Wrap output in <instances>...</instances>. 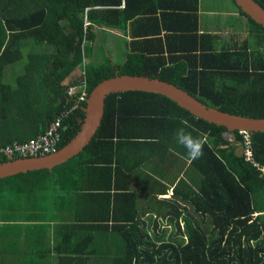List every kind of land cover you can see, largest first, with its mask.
<instances>
[{
  "label": "trees",
  "instance_id": "trees-1",
  "mask_svg": "<svg viewBox=\"0 0 264 264\" xmlns=\"http://www.w3.org/2000/svg\"><path fill=\"white\" fill-rule=\"evenodd\" d=\"M255 1L264 8V0ZM193 2L192 10L187 6L182 10L188 11L184 16L190 18L187 22L192 21L191 33H196L198 0ZM59 10L60 0H0V148L28 143L60 121L57 150L61 149L78 133L84 119L82 109L94 85L115 73L158 78L184 89L210 108L264 119V28L240 9L239 14L249 23L252 47L244 38L243 42L236 41L242 46L230 48L225 44L217 52L201 47L199 71L188 70L183 61L166 67L159 58L143 54L129 56L120 65L108 60L97 66L85 65L81 20L77 15L60 14ZM90 19L97 23L96 18ZM62 21L68 24L60 27ZM100 25L112 26V22L101 21ZM87 35L92 38L91 31ZM200 37V45L209 41L208 35ZM79 67H84V74L77 81L74 72ZM6 69L12 72L15 84L5 80ZM26 76H51L53 94L45 87L40 94L34 93L35 84L24 83ZM67 78L69 84H63ZM70 87L77 91L70 93ZM34 105L38 107L34 109ZM180 127H186L193 136H205L207 143L204 155L190 161L177 180L175 176L181 172L178 161L188 160L186 151L175 140V131ZM31 131L35 135L29 137ZM224 135H231L237 145L230 144ZM250 136L253 158L264 168V134ZM243 147L238 132L228 133L197 119L164 96L141 91L109 94L100 126L80 154L51 171L0 179V264H264V175L244 160ZM166 151L173 157L170 170L177 175L169 182L175 185L171 199L157 202L159 207L153 209L157 216L147 227L139 222L135 195H122L117 190L120 176L130 178L123 167L127 160L122 157L130 152L153 157ZM5 161L9 159L0 154V162ZM88 173L93 179L96 175L103 177L96 180L103 193L110 191L109 178L113 177L115 191L126 202L111 211L106 204L105 213L97 219L106 224L97 223L92 228L97 236L93 232V236L74 240L75 254L71 255L72 250H63L62 254L58 247L50 249L40 238L30 237L36 229L32 227L27 228L23 247L17 246L24 223L13 212L22 208L24 201L31 199L33 203L34 197L48 190L52 198L61 189L69 192L71 203L91 196ZM98 198L108 200L109 196ZM103 232L106 236H99Z\"/></svg>",
  "mask_w": 264,
  "mask_h": 264
},
{
  "label": "crops",
  "instance_id": "crops-1",
  "mask_svg": "<svg viewBox=\"0 0 264 264\" xmlns=\"http://www.w3.org/2000/svg\"><path fill=\"white\" fill-rule=\"evenodd\" d=\"M193 1L60 0L61 10L59 12L65 15H77L81 20L82 31H84L81 56L82 63L85 65L97 66L106 60L110 61L111 64L120 65L126 62L129 56L143 54L146 57L159 58L166 67L176 66L180 61H183L188 70L199 71L201 70V47L205 50L208 47L211 48L210 52L212 50L217 52L216 50L225 44H230V48L242 46V44H237L236 41L240 39L243 42V38L247 40V46L252 47L250 44H253L254 39H249V25L243 24L244 17L239 14V8L237 9V7V12L228 11V15L229 17L231 15V18L237 17L244 28L241 26L240 28L233 27V29H230L226 25L227 18H222L219 21V26H217V21L216 29L210 30L207 24L204 28L201 27L203 18L202 0H198L197 32L191 33L192 21L187 22V19L190 18H187L188 15H184L188 11L182 9L187 6L192 10ZM191 14L193 15V12H189V15ZM165 15L172 16L166 17ZM91 17L96 18V24L92 22ZM101 21L108 24L112 22V26L100 25ZM67 24L66 21H62L59 26L64 27ZM88 31H91L92 38L86 37ZM195 34L196 37H194ZM201 35L209 36V41L202 45H200ZM194 56L197 59L196 63ZM76 70L74 72L75 77H77L78 71L84 70V67L81 69L79 67ZM4 77L5 79L8 78L6 73ZM69 78L65 79L63 84L67 83ZM48 105L50 104L48 103ZM52 105L55 106L56 104L53 102ZM34 109L36 108L34 107ZM36 122L40 123L41 121L37 119ZM34 133V131H31L29 137L35 135ZM228 139L230 142L233 140L232 138ZM13 142L16 141L13 140ZM150 156L146 157L139 153L133 155V152H130L129 156L122 157L127 160V162H124L126 164L123 163L126 166L123 167L130 178L120 176L117 180L118 192H121L122 195H135L134 201L139 222L146 224L147 227L157 216V213L154 214L153 211L154 208L159 207L157 202L171 199L175 184H170L169 178L177 175L170 170V166L173 167L174 161L167 151L166 154L160 156ZM181 161H178L177 168H180L181 172L179 176H175L177 180L184 175L185 169L190 164V161L185 158ZM86 179L92 181L90 188L87 185L89 190H92L91 196L78 198L73 203H71L73 199L69 192H65L63 189L53 198L50 190H48L46 194L34 197L33 203H31V199H29L30 201H24L22 208H18L13 212L24 223L18 232V234H21L19 239L21 242L17 246L23 247L28 235L27 228L36 227L31 232L30 237L40 238L50 249L58 247L62 254L63 250H72L71 255H74V240V242H78L81 239L90 237L91 234L93 236L95 232L92 228L97 223L106 224L103 220L97 221L98 215L105 213L106 204H108V209L111 211L115 206L120 208L124 206L123 203H126L124 198L118 196V192L115 191L113 177L109 178L110 191L108 193L101 192V189H99L101 187H98L99 182H96V180H103L102 176L96 175L93 179L88 173ZM104 180L106 181V178ZM164 189L167 190L166 194H163ZM84 190L87 189L84 188ZM53 191L52 189V193ZM106 194L109 196L108 200L98 198L99 195ZM117 218L121 219L120 217ZM110 224L109 221L107 223L108 228L111 227ZM105 232L108 234V231ZM95 234L97 236V233ZM117 235L119 233H114L113 236ZM99 236L106 235L103 232ZM9 241H11V238H9ZM55 243L57 244L53 247ZM98 244L103 246L102 243Z\"/></svg>",
  "mask_w": 264,
  "mask_h": 264
},
{
  "label": "water",
  "instance_id": "water-1",
  "mask_svg": "<svg viewBox=\"0 0 264 264\" xmlns=\"http://www.w3.org/2000/svg\"><path fill=\"white\" fill-rule=\"evenodd\" d=\"M233 2L243 15L264 28V8L255 0H233ZM127 91L149 92L164 96L193 117L224 128L228 133L264 134V119L237 116L209 108L182 88L158 78L115 73L112 77L103 79L94 85L87 97L86 106L82 109L84 119L80 129L65 146L45 156L0 162V179L31 171H51L77 156L91 142L100 126L106 96ZM225 138L228 139L227 136Z\"/></svg>",
  "mask_w": 264,
  "mask_h": 264
},
{
  "label": "rangeland",
  "instance_id": "rangeland-1",
  "mask_svg": "<svg viewBox=\"0 0 264 264\" xmlns=\"http://www.w3.org/2000/svg\"><path fill=\"white\" fill-rule=\"evenodd\" d=\"M236 7L237 6L233 3V0H202V11H203V14H202L203 16L202 17L203 18L201 20L202 21L201 27L204 28L206 26V24H207L208 29L214 30V29H216V22L217 21H218L217 26H219V21L222 18H227L226 19V25L229 26L230 29H233V27L240 28L242 26V23H240L238 21L237 17L231 18V15H230V17L228 15V11L229 12H232V11L233 12H237ZM242 22H243V24L246 23L247 25H249V23H248V21H247V19L245 17L242 20ZM250 45H252V44H250ZM26 58H27V56H24V59L23 60H25ZM5 73H6L7 77H8L5 80L14 83L15 78H12V72L9 73V71L6 69ZM83 74H84V71L83 70H82V74H81V70L78 71L77 72V77H75V79L77 81H80L81 76ZM69 80L70 79L67 80V83L66 84H69ZM24 83H30L31 86L35 84L32 87L34 93L40 94V91H43L44 90L43 87H45V88H48L49 92L53 94V88L54 87H53V79H52L51 76L49 77V79H45V78L40 77V76H29L27 78V76H26V79H25ZM80 83H81V85H83L84 91H85V85H84V83L83 82H80ZM71 88H74L75 89V90L71 91V93L77 91V88L76 87H70L68 89L69 92H70V89ZM84 91H83L82 97L84 96ZM34 107H38V105H34ZM226 136L227 137H232L231 135H226ZM233 143L235 145H237L234 142V140H233ZM238 150H239V148H238ZM237 154H240V152H237ZM166 230L168 231V233L172 232V231H170L171 229H166Z\"/></svg>",
  "mask_w": 264,
  "mask_h": 264
},
{
  "label": "built area",
  "instance_id": "built-area-1",
  "mask_svg": "<svg viewBox=\"0 0 264 264\" xmlns=\"http://www.w3.org/2000/svg\"><path fill=\"white\" fill-rule=\"evenodd\" d=\"M58 126V123H55L45 135L37 137L28 143L0 148V154L6 156L9 160H15L13 158L19 159L48 155L54 150L58 140ZM239 136L242 137L243 141L244 147L242 151L244 160L252 164L253 167L260 170L262 175H264V168L260 167L253 158L250 134L241 132L239 133Z\"/></svg>",
  "mask_w": 264,
  "mask_h": 264
},
{
  "label": "clouds",
  "instance_id": "clouds-1",
  "mask_svg": "<svg viewBox=\"0 0 264 264\" xmlns=\"http://www.w3.org/2000/svg\"><path fill=\"white\" fill-rule=\"evenodd\" d=\"M185 125L186 127H191L190 125H187V122H185ZM186 127H180L175 131V140L176 143L186 151L188 160L195 161L204 155V147L207 143V139L203 135L193 136L191 131L186 130ZM228 138L233 139V137ZM233 140L230 142L229 139H227V141L231 144H234Z\"/></svg>",
  "mask_w": 264,
  "mask_h": 264
},
{
  "label": "bare ground",
  "instance_id": "bare-ground-1",
  "mask_svg": "<svg viewBox=\"0 0 264 264\" xmlns=\"http://www.w3.org/2000/svg\"><path fill=\"white\" fill-rule=\"evenodd\" d=\"M260 6H261V5H260ZM261 7H262V6H261ZM177 87H178V86H177ZM179 88H180V87H179ZM73 90H75V89H74V88H71V89H70V93H71V91H73ZM183 90H184V89H183ZM201 103H202V102H201ZM206 106H207V105H206ZM209 108H210V107H209ZM213 109H214V108H213ZM55 123H58V125H59L58 128H57L58 140H57V142H56V145H55L54 150H53L50 154L56 152V150H57V146H58L59 143L61 142V134H60V128H61V124H60V123H61V122L59 121V122H55ZM55 123H53V124L50 126L49 130L51 129V127H52ZM49 130H48L47 132H49ZM47 132H46V133H47ZM238 133H241V132H238ZM43 135H45V133H44ZM43 135H39V136H37V137H40V136H43ZM89 144H90V143H89ZM89 144H88V145H89ZM14 145H22V144L14 143L13 145H8V146H6V147H12V146H14ZM1 148H5V147H1ZM83 150H84V149H83ZM83 150H82V151H83ZM57 151H58V150H57ZM82 151H81V152H82ZM81 152H80V153H81ZM80 153H79V154H80ZM48 155H49V154H48ZM8 159H9V158H8ZM254 159H255V158H254ZM68 161H69V160H68ZM53 169H54V168H53ZM53 169H52V170H53Z\"/></svg>",
  "mask_w": 264,
  "mask_h": 264
}]
</instances>
